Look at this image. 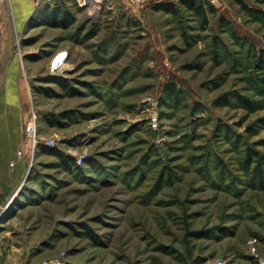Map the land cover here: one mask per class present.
Masks as SVG:
<instances>
[{
    "label": "rangeland",
    "instance_id": "obj_1",
    "mask_svg": "<svg viewBox=\"0 0 264 264\" xmlns=\"http://www.w3.org/2000/svg\"><path fill=\"white\" fill-rule=\"evenodd\" d=\"M0 1L10 21L0 17L1 62L11 48L25 84L10 93L38 114L40 137L56 142L46 146L76 164L37 151L14 196L0 195L4 261L264 264V182L247 171V150L264 158V84L245 67L248 52L264 51V0H245L251 11L204 0L217 11L205 30L184 9L171 16L127 0L90 10L77 0ZM57 7L71 24L50 19ZM169 83L180 101L166 97Z\"/></svg>",
    "mask_w": 264,
    "mask_h": 264
},
{
    "label": "trees",
    "instance_id": "obj_2",
    "mask_svg": "<svg viewBox=\"0 0 264 264\" xmlns=\"http://www.w3.org/2000/svg\"><path fill=\"white\" fill-rule=\"evenodd\" d=\"M230 1L238 4L239 6H241L242 9L246 11H251L250 10L251 8H249L245 0H230ZM152 9L156 12H162L171 16H179L181 14L182 9H184L185 11L192 13V15H195L198 18V20L200 21V27L204 30L207 29V27L209 26L210 15H215L217 13L215 8L211 6L208 2H205L204 0H182L178 3H172V2L153 3ZM50 19L56 22H58V20H63L64 22H67L66 24L68 25L71 24L75 18H73V15L70 14L69 12H63L62 10L59 9V7H57L54 8V10L52 11V15ZM221 19H222V25H224V23H227V21L224 20V18ZM182 36L186 45L192 44L196 40V37L190 34L186 28H183ZM86 37H88L89 39L96 37L95 31L92 32L91 34H87ZM214 39L216 46L215 51L218 53L219 49H223L227 54L229 49H227L225 44L216 37ZM243 41L246 42L245 40ZM248 54H251V58H253V60L249 59L248 62L246 61L247 64L245 65V67L254 68V70L257 71V74H249L248 80L252 81L253 78H255V80L264 84V51H261L260 53L248 52ZM44 82L48 84H57L66 91H68V93L74 94L72 93L73 88L67 80L57 77H49L45 79ZM37 91L38 93L45 95H49L51 93L50 89H45V88H38ZM165 95L171 101L172 100L180 101L182 97V90L178 88V86L175 83H169L165 88ZM227 98L228 97H225L224 101H226ZM46 117H47L46 121H49L48 123H50L51 125H56L57 122L50 120L51 116H46ZM40 122L41 121L39 120V127H41ZM40 150H42L47 155H52L57 157L65 166L72 165L73 163L75 164V162L71 158L65 156L62 153L53 151L46 145H40L36 150V152L37 151L39 152ZM247 158L249 161V164L247 165L248 174H252L253 177H255V179L260 183L264 182V158L262 157V155L259 154L254 149H249L247 150ZM220 163L222 168H225L223 162L220 161ZM171 177H174V175L171 174ZM195 234L196 233L193 232L191 233V235H195Z\"/></svg>",
    "mask_w": 264,
    "mask_h": 264
},
{
    "label": "crops",
    "instance_id": "obj_3",
    "mask_svg": "<svg viewBox=\"0 0 264 264\" xmlns=\"http://www.w3.org/2000/svg\"><path fill=\"white\" fill-rule=\"evenodd\" d=\"M4 15L10 25L9 11L6 10ZM4 48L5 38H2L0 42V69L3 70V77L0 81V89L5 85L6 88H4L8 93L3 97V100H0V195L9 196L8 199H10L17 192L27 168L28 161L26 159L18 161L13 168L10 167V163L16 157L17 152L25 148L23 123H26L32 111L26 113L24 98L22 101H19V98L16 101V98L13 97L14 94L17 97L20 92L23 93V85L25 84L21 79L20 69L15 63L16 59L13 58L10 45L8 52L12 59L6 64L1 62L5 54ZM13 89H16L17 92L11 94ZM1 207L2 205L0 211ZM1 255L2 252L0 251V264H8L1 258Z\"/></svg>",
    "mask_w": 264,
    "mask_h": 264
},
{
    "label": "built area",
    "instance_id": "obj_4",
    "mask_svg": "<svg viewBox=\"0 0 264 264\" xmlns=\"http://www.w3.org/2000/svg\"><path fill=\"white\" fill-rule=\"evenodd\" d=\"M34 4H43L44 2H50L51 0H30ZM182 0H127V2L132 6H140V5H147V4H153V3H161V2H172V3H178ZM78 7L79 8H86L87 10H90L92 6L96 5L97 7H102V4L104 3V0H77ZM3 4L2 1H0V17L3 16ZM97 9V8H96ZM64 58H57V60L54 62V69L58 70L61 66L62 61ZM156 121V119L154 120ZM25 134V148L20 149L16 157L11 161L10 167L13 168L18 163V161L22 159H26L28 162L32 163L34 160V156L36 153V150L40 145H47V146H53L56 144L55 140L53 138H47L42 139L39 134V116L35 111H32L30 115V119L27 122L24 130ZM78 162H82V158ZM38 264H69L64 259H51L47 260Z\"/></svg>",
    "mask_w": 264,
    "mask_h": 264
},
{
    "label": "bare ground",
    "instance_id": "obj_5",
    "mask_svg": "<svg viewBox=\"0 0 264 264\" xmlns=\"http://www.w3.org/2000/svg\"><path fill=\"white\" fill-rule=\"evenodd\" d=\"M3 216V215H2Z\"/></svg>",
    "mask_w": 264,
    "mask_h": 264
}]
</instances>
